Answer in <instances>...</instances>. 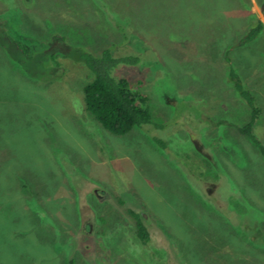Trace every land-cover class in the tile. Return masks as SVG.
<instances>
[{
	"label": "rangeland",
	"instance_id": "1",
	"mask_svg": "<svg viewBox=\"0 0 264 264\" xmlns=\"http://www.w3.org/2000/svg\"><path fill=\"white\" fill-rule=\"evenodd\" d=\"M250 14L264 0H0V264H264V156L228 78L264 144V29L235 45ZM106 47L149 98L123 135L83 103L76 59Z\"/></svg>",
	"mask_w": 264,
	"mask_h": 264
},
{
	"label": "trees",
	"instance_id": "2",
	"mask_svg": "<svg viewBox=\"0 0 264 264\" xmlns=\"http://www.w3.org/2000/svg\"><path fill=\"white\" fill-rule=\"evenodd\" d=\"M251 15V16H250ZM248 29L243 37H240L235 45L252 41L264 29L262 21L250 14ZM17 47L26 48L20 42L13 40ZM76 63H81L87 70L88 80L82 87L83 103L86 111H89L95 119L108 131L123 135L134 126L151 123V113L148 106L149 98L138 86L131 83L125 77H117L114 69L120 63L135 64L139 58L135 55L114 56L110 47H106L98 54L82 52L78 55ZM113 71V75H112ZM229 81L232 82L238 95L246 101L251 109L250 119L242 125L236 126L239 133L246 136L251 143L264 156V144L257 138L253 126L260 114V109L255 106L253 97L246 90L239 75L230 69ZM137 85H140L138 81ZM161 142L160 140H158ZM135 218L136 233L142 241L149 238L139 214L129 211ZM264 245V240L262 241Z\"/></svg>",
	"mask_w": 264,
	"mask_h": 264
},
{
	"label": "flooded vegetation",
	"instance_id": "3",
	"mask_svg": "<svg viewBox=\"0 0 264 264\" xmlns=\"http://www.w3.org/2000/svg\"><path fill=\"white\" fill-rule=\"evenodd\" d=\"M94 194L97 196V199H98V200H102V199H103V197H101V194L97 193L96 190L94 191ZM141 221H142V219H141ZM142 223H143V221H142ZM135 225H136V224H135ZM143 225H144V223H143ZM144 226H145V225H144ZM87 228H88V230H90V229H91V225L88 224ZM145 228H146V227H145Z\"/></svg>",
	"mask_w": 264,
	"mask_h": 264
}]
</instances>
